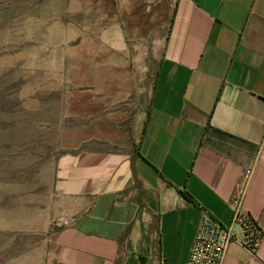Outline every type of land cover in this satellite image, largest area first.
<instances>
[{
  "label": "crops",
  "instance_id": "0c3cea01",
  "mask_svg": "<svg viewBox=\"0 0 264 264\" xmlns=\"http://www.w3.org/2000/svg\"><path fill=\"white\" fill-rule=\"evenodd\" d=\"M85 2L151 72L149 100L128 151L59 161L55 228L30 264H186L204 214L232 228L221 264H264V0Z\"/></svg>",
  "mask_w": 264,
  "mask_h": 264
},
{
  "label": "rangeland",
  "instance_id": "374dc122",
  "mask_svg": "<svg viewBox=\"0 0 264 264\" xmlns=\"http://www.w3.org/2000/svg\"><path fill=\"white\" fill-rule=\"evenodd\" d=\"M92 7L0 0V264H30L55 228L59 161L128 151L144 117L152 74Z\"/></svg>",
  "mask_w": 264,
  "mask_h": 264
},
{
  "label": "built area",
  "instance_id": "2783aa9c",
  "mask_svg": "<svg viewBox=\"0 0 264 264\" xmlns=\"http://www.w3.org/2000/svg\"><path fill=\"white\" fill-rule=\"evenodd\" d=\"M251 171L245 172L246 178ZM233 211L232 224L239 225L248 237L244 247L252 252L256 246L259 234L253 221L241 210V197L233 198L230 202ZM231 227L222 226L208 214H204L196 228L190 253L186 264H221L227 246L234 240Z\"/></svg>",
  "mask_w": 264,
  "mask_h": 264
}]
</instances>
